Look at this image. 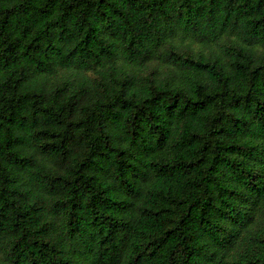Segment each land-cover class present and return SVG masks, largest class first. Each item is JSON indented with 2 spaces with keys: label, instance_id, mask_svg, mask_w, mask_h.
Here are the masks:
<instances>
[{
  "label": "trees",
  "instance_id": "trees-1",
  "mask_svg": "<svg viewBox=\"0 0 264 264\" xmlns=\"http://www.w3.org/2000/svg\"><path fill=\"white\" fill-rule=\"evenodd\" d=\"M0 264H264V0H0Z\"/></svg>",
  "mask_w": 264,
  "mask_h": 264
}]
</instances>
